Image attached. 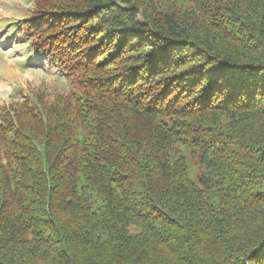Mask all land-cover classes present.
I'll list each match as a JSON object with an SVG mask.
<instances>
[{
  "label": "trees",
  "instance_id": "1",
  "mask_svg": "<svg viewBox=\"0 0 264 264\" xmlns=\"http://www.w3.org/2000/svg\"><path fill=\"white\" fill-rule=\"evenodd\" d=\"M18 26L76 89L0 106V264H264V0H36Z\"/></svg>",
  "mask_w": 264,
  "mask_h": 264
},
{
  "label": "rangeland",
  "instance_id": "2",
  "mask_svg": "<svg viewBox=\"0 0 264 264\" xmlns=\"http://www.w3.org/2000/svg\"><path fill=\"white\" fill-rule=\"evenodd\" d=\"M188 4L189 0H161ZM36 0H0V106L21 100L34 92L49 99L76 89L69 77L30 45L28 36L19 32V22L28 18ZM138 19L141 17L138 15ZM184 149L188 175L195 179L198 158Z\"/></svg>",
  "mask_w": 264,
  "mask_h": 264
}]
</instances>
